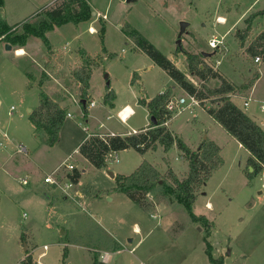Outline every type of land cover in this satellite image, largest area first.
Listing matches in <instances>:
<instances>
[{
    "label": "rangeland",
    "instance_id": "1",
    "mask_svg": "<svg viewBox=\"0 0 264 264\" xmlns=\"http://www.w3.org/2000/svg\"><path fill=\"white\" fill-rule=\"evenodd\" d=\"M64 1L59 0L57 4ZM86 1L91 15L85 21L98 23L95 30L100 34L91 33L85 21L67 22L64 24L73 23L74 27L65 31L56 43L63 46L69 42L70 50L86 45L89 50L101 52L96 56L81 49L92 63L98 64L91 80V93L97 106H89L88 90L86 104L91 112L84 117L82 85H75L72 74L82 64V54L80 61L71 65L68 72L63 69L64 53L53 50L51 45L46 47L49 61L44 71L50 74L47 80L61 84L53 97L66 102L71 99V110L67 108V111L73 115L67 118L62 142L60 135L55 147L35 135L29 116L30 108L34 110L40 104V78L44 72L41 56L27 53L25 48L26 53L18 55L17 50H5L0 42V100H3L0 115V264H22L25 250L21 258L13 251L23 229L32 236L33 242L26 244L28 251L35 249L34 260L45 244L49 246L41 259L46 264H95V256L105 264H211L209 255L202 249L204 240L205 250L209 248L216 258L224 260L230 250V264H264V172L248 177L249 152L204 111L217 105L212 101L217 97L209 96L204 107L198 99L195 109L187 108L168 120L169 123L175 118L172 129L193 150L199 148L203 139L209 138L205 137V132L211 126L221 135L224 162L206 185L200 187L197 193L200 196L193 206L197 215L209 216L207 221H193L185 205L165 195L161 187L147 195L143 209L126 194L115 190L116 179L108 170L128 175L144 160L157 166L163 163V169L159 170L169 185L173 184L169 177L171 166L183 178L190 164L175 145L168 151L160 145L144 154L132 148L119 151V162L113 159L106 171L103 170L106 167L96 168L75 150L88 132L124 129L114 106L105 104L109 81L110 88L118 96L114 101L135 103L136 113L129 120L135 126L146 121V110L136 105L139 97L153 98L162 89L173 88L172 97L190 100V94L134 45L124 31L126 22L185 70L188 79L199 88L201 85L220 86L219 78L203 81L189 72L185 55L177 50L181 39L183 49L202 56L207 64L234 83L236 90L230 97L239 107L249 112L258 108L264 102V64L257 66L255 56L245 50L264 31V0H135L130 4L126 0ZM50 8L35 14L30 21L46 18L44 13ZM72 8L80 10L76 4ZM257 12L262 13L254 20L242 47L238 32H243L246 19ZM13 15L11 22L17 21L22 14ZM218 17H225L224 22L218 21ZM108 20L114 24L107 25L106 29ZM182 22H187L188 26L180 36ZM91 29L94 31L93 27ZM214 35L224 39L222 48L210 47L209 41ZM257 70L261 73L260 82L252 93L247 92L258 76ZM250 95L256 100L246 108L244 101ZM12 106L15 110L9 115ZM130 111L128 108L122 114L126 116ZM111 113L113 115L109 116ZM17 144H22V153L17 151ZM68 154V162L74 163L75 169L70 171L63 166L58 173L71 175V178L76 169L81 173L69 194L49 185L40 190L39 184L44 183L45 176L59 169ZM113 191L119 193L110 195ZM112 196L114 200L111 201ZM207 201L212 203L213 210L207 209ZM94 214L104 220L108 231ZM146 216L152 230L136 233L134 224L142 225V217ZM161 217H164L162 225L157 219ZM213 231L215 244L209 241Z\"/></svg>",
    "mask_w": 264,
    "mask_h": 264
},
{
    "label": "trees",
    "instance_id": "2",
    "mask_svg": "<svg viewBox=\"0 0 264 264\" xmlns=\"http://www.w3.org/2000/svg\"><path fill=\"white\" fill-rule=\"evenodd\" d=\"M4 0H0V6ZM79 5L80 10L72 8L73 5ZM262 12L253 13L246 19L247 26L243 32L239 31L241 46H245L248 34L252 30L253 22ZM91 15L89 4L86 0H65L58 6L46 12V18L38 22L25 20L20 27L9 25L5 19L0 16V38L12 45H17L15 51L26 45L30 35H35L42 39L45 46L50 48V42L47 37V31L52 30L56 25L67 22L78 23L85 21ZM124 31L134 43L142 49L159 67L165 70L188 94L196 96L200 100V105L204 107V102L209 96H215L212 101L216 106L207 108V113L213 117L222 127L230 133L248 152V177L264 171V128L250 117L242 108H240L230 97V94L236 90L235 85L223 73L207 64L203 57L190 53L178 46L177 50L182 52L188 63V69L191 74L199 77L203 81L209 78H219L221 85L216 88H210L201 85L200 88L190 81L187 74L182 71L175 62L158 49L150 40L136 30L129 22L124 24ZM251 56H260L264 62V31L260 32L256 38L246 47L245 50ZM83 56L82 64L76 67L72 74L74 78L82 85L81 99L84 117L89 115L86 102L88 101V90L90 88V79L93 69L98 65L92 63L85 51H80ZM90 60V61H89ZM49 73L44 71L40 78V85L49 79ZM258 77V76H257ZM257 79V78H256ZM255 79V80H256ZM135 80V79H134ZM255 80L251 82L254 84ZM174 94L173 88H167L158 93L153 98L141 97L139 103L146 106L150 112L151 123L144 130L128 134H102L94 133L89 135L80 145V153L96 168H105L114 155L119 151L133 148L144 154L149 150H155L158 145H162L166 151L174 145L182 152L183 156L189 160L190 168L188 174L179 178L171 170L169 177L173 181L172 185L167 184L160 170L148 160H144L138 168L129 175L117 174L115 190L126 194L134 203L140 207H145L146 197L157 188L161 187L165 195H170L174 200L185 205L193 221H207L206 216L197 215L193 206L197 198V193L210 179L213 172L219 168L224 159L221 155V147L210 138H205L197 150H193L185 140L171 131L166 122L172 114L167 108V104ZM115 93L110 90L108 84V93L105 101L111 103ZM67 111L55 99L47 94L43 89L40 92V104L30 113V120L35 125L37 132L46 134V142L49 146H54L60 141V131L65 123ZM81 173L75 170L72 175L74 182H78ZM22 239L25 240L24 234ZM67 248H65L66 250ZM206 253L210 257L212 264H224L222 257L215 258L209 248ZM95 264H105L94 258ZM24 264H33V259L29 256L22 260Z\"/></svg>",
    "mask_w": 264,
    "mask_h": 264
},
{
    "label": "crops",
    "instance_id": "3",
    "mask_svg": "<svg viewBox=\"0 0 264 264\" xmlns=\"http://www.w3.org/2000/svg\"><path fill=\"white\" fill-rule=\"evenodd\" d=\"M58 1L59 0H4V4L2 5V6H0V16L3 18V19H5L6 20V22L9 24V25H11V26H14V27H16L17 25L19 26V27H21L22 25L20 24L21 22L23 23L25 20H28V21H30L31 19H33V17L35 18V14H38L39 12H42L44 9H47V8H50V9H52L53 7H56L58 4ZM120 1V0H119ZM122 2V1H121ZM133 1H131V2H128L127 0H126V3L127 4H130V3H132ZM122 3H125V2H122ZM57 4V5H56ZM93 5L96 7V5H95V3L93 2ZM127 7H128V5H127ZM16 13H20V14H22L18 19H17V21H15V22H11L10 21V19L12 18V16H14L13 14H16ZM44 15H45V17H46V13H44ZM223 19L225 18V17H222ZM30 22H32V21H30ZM86 23H88V25H89V30H90V32L91 33H94V34H100L99 33V31H96L95 29H98V23H93V24H91L90 22H88V21H85ZM109 24H114L112 21H110V20H108L107 21V24H106V29H107V25H109ZM71 27H74L73 26V23H68L67 25H65V24H63V25H61V26H55V28H53L52 30H49V31H47V37H48V39H49V42H50V45L52 46V49L53 50H56V51H62L63 53H64V64H63V69L64 70H68V72H69V69H70V66L71 65H73V64H76L78 61H80V51H81V49H83V50H85V51H87V52H89V53H91V54H94V55H96V56H98V55H101V52H99L98 50H96V51H93V50H89V48H88V46H86V45H83V46H79L76 50H70V45H69V42L67 43H64V45L63 46H61V45H57V43H56V40H58V39H60V38H63V33H65V31H68ZM93 27V29H94V31H92V28ZM3 37H1L0 38V40H3L2 39ZM1 43H3V46H4V48H5V50H7L8 51V49L5 47L6 46V41H0ZM134 45H135V43H134ZM59 47V49H57L58 47ZM18 46L17 45H13V51L15 50V48H17ZM23 48H25L26 50H27V53H35V54H38V55H40L41 56V59H40V64H41V66H42V68H43V71L45 70V63H47L48 61H49V56H48V53H47V48H46V46H45V44H44V42L42 41V39L41 38H39V37H37V36H35V35H30L29 37H28V39H27V43H26V45H24L23 47H21L20 49H23ZM24 50V49H23ZM26 52V51H25ZM107 54V53H106ZM104 58H105V56H104ZM154 62V61H153ZM155 63V62H154ZM262 64H264V62H260V63H257L256 62V65L257 66H260V65H262ZM157 65V64H156ZM149 68H152L151 66L149 67ZM42 71V72H43ZM165 71V70H164ZM166 72V71H165ZM184 72H185V70H184ZM257 72H258V77H257V79L255 80V82H254V84L248 89V91L247 92H251L252 93V91L254 90V88H255V86L260 82V78H261V73H260V71L259 70H257ZM167 73V72H166ZM168 74V73H167ZM169 75V74H168ZM170 76V75H169ZM92 77H93V73H92V76H91V79H90V88H89V96H90V101H94L95 102V105L94 106H90V107H96L97 106V103H96V100H95V98L92 96V93H91V80H92ZM140 77V76H139ZM171 77V76H170ZM172 78V77H171ZM73 79V78H72ZM173 79V78H172ZM75 80V79H74ZM137 80H139L140 81V78H137ZM175 82V81H174ZM176 83V82H175ZM107 84H109L110 85V81L107 83ZM75 85H80L81 86V84L77 81V80H75ZM176 85H177V83H176ZM60 86H61V84H60V81H53V80H47V81H45V82H43L42 83V85H41V88L42 89H44L45 91H47V93L53 98V99H55L63 108H65L66 109V111H67V108H69V110H71V99H70V102H66L65 100H62V101H60V100H58L57 99V97L55 98V97H53L54 96V92L55 91H57V90H59V89H61L60 88ZM178 86V85H177ZM165 89H167V88H164V89H162L160 92H162V91H164ZM110 90H112L111 88H110ZM159 92V93H160ZM186 92V91H185ZM115 94H116V92H114ZM187 93V92H186ZM189 95V94H188ZM145 97V96H144ZM141 97H139L138 98V104H136L137 106H139V105H142V104H140L139 103V99H140ZM147 98H149L150 99V97H147ZM190 98V97H189ZM118 99V96L117 95H115L114 96V99L111 101V105L112 106H114V108L113 109H116V114H117V116H118V118H119V120H120V123L121 124H123L124 125V129H122V130H116V129H112V128H109V129H106V130H104V131H101V132H88L87 133V135L85 136V138H83L81 141H80V143H79V145L77 146V148H75V150L76 151H79V147H80V145H81V143L89 136V135H91V134H93V133H102V134H128V133H135V132H138V131H141V130H144L146 127H148V125L151 123V121H152V119H151V115H150V112H149V110H148V108L146 107V106H144V105H142L143 107H144V109L146 110V114H145V116H144V119L146 120V121H144V123H143V125H139V126H135V125H133V124H130L129 123V120L132 118V116L133 115H135V113H136V109H135V103H131L130 101H126V102H120V103H118L117 101H114V100H117ZM247 100L248 99H251L250 100V104H251V102L252 101H255L256 99L255 98H253L251 95L248 97V98H246ZM233 101H234V99H233ZM246 101V100H245ZM244 101V102H245ZM190 102V100L189 101H187V99H186V104L187 103H189ZM235 102V101H234ZM90 103V102H89ZM106 105L108 104V102H106L105 103ZM250 104H249V106H250ZM2 105H3V100L1 101V106H0V115H1V108H2ZM264 105V102L261 104V105H259L258 106V108L257 107H254L250 112L247 110V109H245L244 111L250 116V117H252L255 121H257L263 128H264V109L262 108V106ZM195 106L196 105H193L192 106V108H188V109H195ZM12 107H14V106H12ZM11 107V108H12ZM90 107H88V110H89V112H91V109H90ZM128 108H130L131 109V111L126 115L127 117L125 118V115H123L122 113L125 111V110H127ZM241 108V107H240ZM247 108V107H246ZM112 109V110H113ZM187 109V108H186ZM243 109V108H242ZM15 110V107H14V109H13V111ZM31 110L33 111V109H31L30 108V113H31ZM204 110V109H203ZM13 111H10L9 110V115H12L13 114ZM204 111H206V110H204ZM207 112V111H206ZM30 113H29V116H30ZM68 113H71V111H67V117H66V119H65V123H64V125H63V127H62V129H61V131H60V135H61V141L60 142H62V139H63V137H64V132H65V127H66V120H67V118L68 117H72L73 115H72V113H71V115H68ZM113 115V113H111L109 116H112ZM197 114H195L194 116H195V118L197 117L196 116ZM213 118V117H212ZM175 118H172L170 121H169V123L167 124L168 125V127H169V129L171 130V131H173L174 133H176L175 132V130L174 129H172V122H173V120H174ZM31 121V120H30ZM197 121V120H196ZM216 121V120H215ZM32 122V121H31ZM217 122V121H216ZM218 123V122H217ZM32 124H33V122H32ZM34 125V124H33ZM214 125V124H213ZM215 125H217V124H215ZM218 125H219V127L221 128L222 127V125L220 124V123H218ZM217 127V126H216ZM223 128V127H222ZM84 129H86L87 131H89V128H87V127H85L84 126ZM34 133H35V135L41 140V141H44L45 139H46V134H44V133H42V132H37L36 131V128H35V125H34ZM177 134V133H176ZM202 134H203V131H202ZM230 134V133H229ZM231 135V134H230ZM232 136V135H231ZM205 137H209L211 140H213V141H215L220 147H221V153L223 152V145H222V143L220 142V140H222L221 139V135H220V133H219V131L215 128V126H211V129H206V132H205ZM233 137V136H232ZM201 138H203V136H201ZM235 139V138H234ZM239 143V142H238ZM19 145H22V144H17L16 146H17V151L20 153L21 151H19V148H18V146ZM58 145V144H57ZM57 145H55V146H57ZM239 145L240 146H242L240 143H239ZM54 146V147H55ZM158 146H160V144L158 145ZM162 146V145H161ZM176 146V145H175ZM177 147V146H176ZM178 148V147H177ZM133 149V148H132ZM24 150H27V148L26 147H24ZM126 150V149H125ZM165 150V149H164ZM180 151V150H179ZM28 152V151H27ZM22 153V152H21ZM180 154H181V156L184 158V159H186L184 156H183V154H182V152L180 151ZM70 154H68L67 156H65V158L63 159V161H62V163L67 159V157L69 156ZM117 155L119 156V153H117ZM117 156V159H116V161L117 162H119V157ZM84 157V156H83ZM85 158V157H84ZM164 158H166V157H164ZM86 159V158H85ZM87 160V159H86ZM187 160V159H186ZM188 161V160H187ZM61 163V164H62ZM152 163V162H151ZM138 164V163H137ZM155 167H157L158 169H160V170H162L163 169V163H160L158 166L156 165V164H154V163H152ZM137 166V165H136ZM172 167V169L174 170V168H173V166H171ZM138 168V167H137ZM136 168V169H137ZM107 169H109V167L107 166L106 167V169H103L104 171H106ZM175 171V170H174ZM188 171H189V169H188ZM188 171H186V173L188 172ZM110 172H113V171H109L108 170V173L110 174ZM264 172V171H263ZM64 173V172H63ZM114 173V176H112L113 178H115L116 177V175H117V173H115V172H113ZM175 173L178 175V177L179 178H181V175H179L176 171H175ZM65 175V174H64ZM123 175H125V174H123ZM129 175V174H128ZM186 174L184 173V175L182 174V176L184 177ZM47 185H49V186H51L52 187V185H50V184H48V183H41V184H39V189L41 190V189H43L45 186H47ZM206 185V184H205ZM116 193H119V192H116V191H113V193L111 192V194L110 195H112V194H116ZM150 194V193H149ZM149 194H148V196H149ZM203 194H205L204 193V191H203ZM202 195V194H201ZM200 196V195H199ZM199 196H197V198H196V200H195V203L198 201V197ZM128 197V196H127ZM47 198H48V196H47ZM111 201L112 200H114V196H112L111 197V199H110ZM49 199H47L46 200V203L48 204V206H49ZM207 204V209L208 210H213V208H214V206L212 205V203L211 202H206ZM171 204H172V202H171ZM48 206H46V207H48ZM139 206V205H138ZM161 207H162V205H161ZM142 208V207H141ZM143 209V208H142ZM147 214H148V212H147ZM95 215V214H94ZM198 215H201V214H198ZM96 216V215H95ZM207 218L209 217V216H207V215H205ZM96 217H98V216H96ZM98 219H99V221H101V223H102V225H103V227L107 230V228H106V226H105V222H104V220L103 219H101L100 217H98ZM158 219V222H160L161 223V225L164 223V217H161V219L160 218H157ZM160 219V220H159ZM150 220H149V217H142V225L141 224H139V223H135L134 224V231L136 232V233H142L143 232V230L144 229H146V230H148V232L150 231V229L152 230V228L153 227H151V226H149L150 224L148 223ZM215 222V221H214ZM143 226V227H142ZM149 227V228H148ZM108 231V230H107ZM147 232V233H148ZM21 234H24V236H25V240H23L22 239V236H20V240H18L17 242H16V244L14 245V247H15V251H13V253H15L16 254V256H17V258H21V255H22V253H23V249L25 250L26 248H27V244H26V242H31L32 240H31V235L28 233V231H27V229H23V231H22V233ZM215 233H214V231H213V233H212V235L209 237V241H211V243H213V244H215V242H217V241H215ZM132 239H129V241H131ZM205 241V240H204ZM203 241V246H202V249L206 252V250H205V242ZM33 242V241H32ZM227 251H228V249H227ZM218 254H219V252H218V250L216 251ZM214 253V252H213ZM220 253H222V252H220ZM215 254V253H214ZM109 257V256H108ZM215 258H216V256H215ZM211 264H212V262H211ZM224 264H230V256H229V253L227 252V256H225V258H224Z\"/></svg>",
    "mask_w": 264,
    "mask_h": 264
},
{
    "label": "built area",
    "instance_id": "4",
    "mask_svg": "<svg viewBox=\"0 0 264 264\" xmlns=\"http://www.w3.org/2000/svg\"><path fill=\"white\" fill-rule=\"evenodd\" d=\"M218 21L222 22V17H218ZM224 39H220L218 38L216 35L212 36V39L209 41V45L210 47H212L213 49L215 48H222L221 45L223 44ZM255 62L260 63L262 62V58L260 56L255 57ZM190 97V102L186 104V98L185 97H181V98H174L172 97L169 101V103L167 104V108L168 110L171 112L172 116H174L175 114L181 113L183 110H185L186 108H192L193 105H198L199 104V100L196 96L193 95H189ZM250 100L248 99L244 102L245 107H248L250 104ZM90 106H94L95 102L92 100L89 103ZM262 108L264 109V105L262 106ZM14 107L11 108L10 111H13ZM68 115H71V113H68ZM171 116V117H172ZM127 116H125L126 118ZM168 123V121L166 122V124ZM114 135V134H113ZM22 146L19 145V151H22ZM110 158L109 162H112L113 159H117V153H115L114 155L109 154ZM67 158L64 161V164L57 170H54L52 173L47 174L44 178V182L48 183L50 185H52L54 188L56 189H61L63 191V193L65 194H69V191L71 189V187L74 185V180L71 178V175H64V174H59L58 171H60V169L64 166L66 169L72 171L73 169H75V164L72 162H68ZM68 177V180H65V178ZM64 178V179H63ZM48 245L45 244L44 245V250L41 252V254H39L38 258H33L34 256V250L35 249H31L30 251H28V246L25 249V257L24 259H27L29 256L32 257L33 259V264H46L45 262L41 261V259L46 255V251L48 250ZM23 259V260H24ZM22 264H24V262H22Z\"/></svg>",
    "mask_w": 264,
    "mask_h": 264
},
{
    "label": "water",
    "instance_id": "5",
    "mask_svg": "<svg viewBox=\"0 0 264 264\" xmlns=\"http://www.w3.org/2000/svg\"><path fill=\"white\" fill-rule=\"evenodd\" d=\"M128 2H131V1H135V0H127ZM188 26V23L187 22H182L181 23V30H180V36H182L184 34V32L186 31V28ZM181 39L178 40V44H180L179 46H181ZM8 50H12L13 49V45L9 42L6 43V46H5ZM182 47V46H181ZM0 106H1V100H0ZM152 120H155L154 117L151 118ZM111 176H114V173L113 172H110ZM228 253H230V250L228 251Z\"/></svg>",
    "mask_w": 264,
    "mask_h": 264
},
{
    "label": "bare ground",
    "instance_id": "6",
    "mask_svg": "<svg viewBox=\"0 0 264 264\" xmlns=\"http://www.w3.org/2000/svg\"><path fill=\"white\" fill-rule=\"evenodd\" d=\"M222 22H224V19L222 18ZM18 55H21V54H25L26 52H25V50H23V49H18L17 50V52H16Z\"/></svg>",
    "mask_w": 264,
    "mask_h": 264
}]
</instances>
